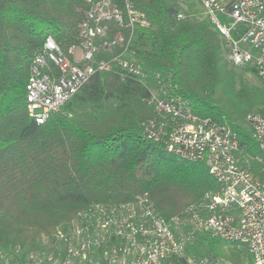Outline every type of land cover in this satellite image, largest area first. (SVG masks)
<instances>
[{"label": "trees", "instance_id": "16d2710c", "mask_svg": "<svg viewBox=\"0 0 264 264\" xmlns=\"http://www.w3.org/2000/svg\"><path fill=\"white\" fill-rule=\"evenodd\" d=\"M98 1L0 0V264L12 249L40 250L45 237L82 223L96 206L118 209L147 195L170 222L206 194L220 193L206 163L168 150L174 122L156 110L153 97L181 102L199 119L231 129L243 164L264 179V153L248 121L264 116V76L228 61L199 0H134L147 25L112 23L111 33L131 37L121 58L132 71L116 64L44 124L29 117L26 84L36 54L48 37L63 51L79 44L80 27ZM155 132L159 140L150 137ZM187 255L207 264L253 263L246 246L204 232L195 234ZM165 264L188 263L177 257Z\"/></svg>", "mask_w": 264, "mask_h": 264}, {"label": "built area", "instance_id": "2783aa9c", "mask_svg": "<svg viewBox=\"0 0 264 264\" xmlns=\"http://www.w3.org/2000/svg\"><path fill=\"white\" fill-rule=\"evenodd\" d=\"M199 2L225 41L228 61L236 67L252 66L264 76V0ZM112 23L124 29L147 25L134 0H122V6L99 0L80 27L79 44L63 51L53 37L45 40L26 84L28 114L37 124L58 112L94 75L111 72L116 64L132 71L121 58L131 37L111 36ZM118 46L125 47L121 55L108 57ZM151 101L159 113L173 119L168 150L185 160L206 163L220 193L206 194L201 203L170 222L156 212L147 195L118 209L96 206L83 215L82 223L45 237L40 250L24 252L18 247L3 254L4 264H165L177 257L188 264H207L187 255L195 234L202 232L246 246L252 264H264V179L243 164L237 136L226 126L194 116L181 102L156 97ZM248 121L264 153V116L249 115ZM150 137L159 140V133Z\"/></svg>", "mask_w": 264, "mask_h": 264}, {"label": "rangeland", "instance_id": "374dc122", "mask_svg": "<svg viewBox=\"0 0 264 264\" xmlns=\"http://www.w3.org/2000/svg\"><path fill=\"white\" fill-rule=\"evenodd\" d=\"M248 79H249V81H250L252 84L255 83V81H254V79H253L252 77L248 76ZM12 250H13V249H12ZM218 264H232V262L227 261V260H219V261H218ZM244 264H246V263H244Z\"/></svg>", "mask_w": 264, "mask_h": 264}]
</instances>
